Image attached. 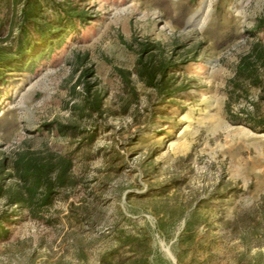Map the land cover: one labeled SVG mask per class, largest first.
Returning a JSON list of instances; mask_svg holds the SVG:
<instances>
[{
    "label": "rangeland",
    "instance_id": "1",
    "mask_svg": "<svg viewBox=\"0 0 264 264\" xmlns=\"http://www.w3.org/2000/svg\"><path fill=\"white\" fill-rule=\"evenodd\" d=\"M5 1L0 49L65 34L0 80V264H264L262 65L226 111L264 0ZM22 157L71 160L52 205L11 203Z\"/></svg>",
    "mask_w": 264,
    "mask_h": 264
},
{
    "label": "trees",
    "instance_id": "2",
    "mask_svg": "<svg viewBox=\"0 0 264 264\" xmlns=\"http://www.w3.org/2000/svg\"><path fill=\"white\" fill-rule=\"evenodd\" d=\"M3 0H0L2 3ZM6 5L8 1H5ZM38 9L33 4V7H24L21 11V23L31 24L33 27L39 28L38 24ZM65 17L69 23L73 21L75 16L64 13L59 14V18ZM63 19V20H64ZM61 20V19H60ZM58 24H62L58 21ZM1 28V25H0ZM55 29V28H54ZM38 29L36 32L39 35V44L33 46L28 40V33L25 28H21L15 50L7 52L5 49H0V80L3 78L4 72L11 69L10 72L16 69L31 68L35 59L43 56L45 52L51 50L55 43L60 42L64 38L65 29ZM258 29L264 31V19L258 21ZM41 30V31H39ZM59 44V43H57ZM254 59V60H253ZM264 67V54L262 51L256 52L255 57L250 54L243 56L240 63L237 65L234 79L230 81L231 89L228 91V101L226 103V111L229 115L230 103L238 98V94L242 91V85L248 84L253 88L259 87L262 82L258 75L259 66ZM165 73V72H164ZM164 73L162 77H164ZM156 76L154 73L148 71V85L151 88H156ZM230 117V116H229ZM232 123L246 125L251 130L264 132V119L257 118L253 115L247 114L245 117L231 116ZM72 162L69 159L59 158L57 161H41L33 157H22L15 161L12 170L15 173L20 184V190H17L11 196V203L21 206H32V204L39 205L40 207H48L53 202V190L55 185H61L66 181L67 173L71 169ZM0 189V194H1ZM1 196V195H0ZM7 232L0 227V238H4Z\"/></svg>",
    "mask_w": 264,
    "mask_h": 264
}]
</instances>
